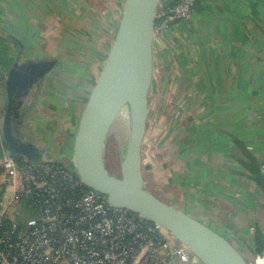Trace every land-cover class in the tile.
<instances>
[{"label": "crops", "instance_id": "crops-1", "mask_svg": "<svg viewBox=\"0 0 264 264\" xmlns=\"http://www.w3.org/2000/svg\"><path fill=\"white\" fill-rule=\"evenodd\" d=\"M122 1L0 0V29L19 42L9 38L0 60V123L5 72L17 61L55 60L20 119L22 136L50 159L72 163ZM263 159L264 0H199L189 18L153 39L145 183L250 260L264 250Z\"/></svg>", "mask_w": 264, "mask_h": 264}, {"label": "water", "instance_id": "water-1", "mask_svg": "<svg viewBox=\"0 0 264 264\" xmlns=\"http://www.w3.org/2000/svg\"><path fill=\"white\" fill-rule=\"evenodd\" d=\"M159 3L160 0L122 1L113 42L74 135L73 168L88 188L104 195L112 206L163 227L201 264H247L245 256L225 236L157 197L145 183L142 144L149 114ZM54 67L55 60L17 61L5 72L6 106L0 123L3 155H21L31 161L50 159L21 137L20 119L30 92ZM124 112L132 123L124 142L117 145L119 175L115 176L105 166L107 130Z\"/></svg>", "mask_w": 264, "mask_h": 264}, {"label": "built area", "instance_id": "built-area-1", "mask_svg": "<svg viewBox=\"0 0 264 264\" xmlns=\"http://www.w3.org/2000/svg\"><path fill=\"white\" fill-rule=\"evenodd\" d=\"M198 1L159 4L154 37L189 18ZM259 171L264 178V159ZM0 179V264L199 262L163 227L88 188L67 161L2 155ZM247 264H264V250Z\"/></svg>", "mask_w": 264, "mask_h": 264}, {"label": "bare ground", "instance_id": "bare-ground-1", "mask_svg": "<svg viewBox=\"0 0 264 264\" xmlns=\"http://www.w3.org/2000/svg\"><path fill=\"white\" fill-rule=\"evenodd\" d=\"M131 123L125 112L121 113L109 126L107 135L112 136L119 144H122L128 134Z\"/></svg>", "mask_w": 264, "mask_h": 264}, {"label": "rangeland", "instance_id": "rangeland-1", "mask_svg": "<svg viewBox=\"0 0 264 264\" xmlns=\"http://www.w3.org/2000/svg\"><path fill=\"white\" fill-rule=\"evenodd\" d=\"M117 145H119V143L112 136H109L105 146V166L107 171L115 176L119 175V167L117 162ZM71 166L73 167V165ZM1 183L2 180L0 179V184ZM152 189L154 191V188ZM197 264L201 263L198 262Z\"/></svg>", "mask_w": 264, "mask_h": 264}, {"label": "trees", "instance_id": "trees-1", "mask_svg": "<svg viewBox=\"0 0 264 264\" xmlns=\"http://www.w3.org/2000/svg\"><path fill=\"white\" fill-rule=\"evenodd\" d=\"M9 40V36L6 34V32L2 31L0 29V60L2 62L6 63L7 56H6V43ZM2 152H0V157L2 156ZM261 252V250H259ZM257 252V253H259Z\"/></svg>", "mask_w": 264, "mask_h": 264}, {"label": "flooded vegetation", "instance_id": "flooded-vegetation-1", "mask_svg": "<svg viewBox=\"0 0 264 264\" xmlns=\"http://www.w3.org/2000/svg\"><path fill=\"white\" fill-rule=\"evenodd\" d=\"M21 137H22V134H21Z\"/></svg>", "mask_w": 264, "mask_h": 264}]
</instances>
